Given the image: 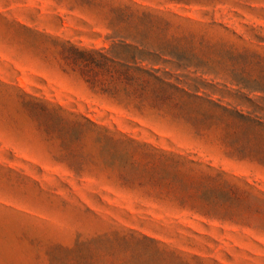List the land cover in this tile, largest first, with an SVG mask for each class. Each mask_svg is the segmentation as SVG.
Wrapping results in <instances>:
<instances>
[{"label":"rangeland","instance_id":"1","mask_svg":"<svg viewBox=\"0 0 264 264\" xmlns=\"http://www.w3.org/2000/svg\"><path fill=\"white\" fill-rule=\"evenodd\" d=\"M142 30L264 55V0H0V264H264V164L232 152L230 127L138 110L64 59L70 44L111 55ZM158 67L264 108L214 61Z\"/></svg>","mask_w":264,"mask_h":264},{"label":"trees","instance_id":"2","mask_svg":"<svg viewBox=\"0 0 264 264\" xmlns=\"http://www.w3.org/2000/svg\"><path fill=\"white\" fill-rule=\"evenodd\" d=\"M139 21H145L151 29L153 19ZM147 35L142 30L139 34L124 36L125 39L131 37L136 43L120 41L111 55L70 44L65 48L64 59L80 66L86 80L98 82L103 93L126 99L138 110L145 107L171 109L176 115L189 119L192 125L204 124L207 120L224 122L231 129L229 146L232 152L240 159L253 158L264 164V117L258 115L264 110L261 105L255 104L258 110L255 113L222 105L202 97L198 90L190 92L178 83L170 82L159 74L158 67L161 63L174 62L198 70L201 65L214 61L217 69L212 72L230 78L229 82L238 92L247 90L264 94V55L249 50H225L206 41L196 43L190 36L167 38L157 35L150 38ZM261 98L264 101V96ZM204 103L217 112H203L200 106ZM86 121L92 127L107 131L90 119Z\"/></svg>","mask_w":264,"mask_h":264}]
</instances>
